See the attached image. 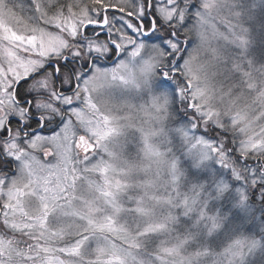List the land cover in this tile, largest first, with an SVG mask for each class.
I'll return each instance as SVG.
<instances>
[{
    "label": "snow or ice",
    "instance_id": "1",
    "mask_svg": "<svg viewBox=\"0 0 264 264\" xmlns=\"http://www.w3.org/2000/svg\"><path fill=\"white\" fill-rule=\"evenodd\" d=\"M0 264H264V0H0Z\"/></svg>",
    "mask_w": 264,
    "mask_h": 264
}]
</instances>
